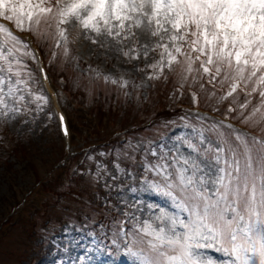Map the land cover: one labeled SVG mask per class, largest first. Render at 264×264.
Instances as JSON below:
<instances>
[{
    "label": "snow or ice",
    "instance_id": "obj_1",
    "mask_svg": "<svg viewBox=\"0 0 264 264\" xmlns=\"http://www.w3.org/2000/svg\"><path fill=\"white\" fill-rule=\"evenodd\" d=\"M77 29L92 45L133 60L159 50L141 84L95 69L90 79L102 78L126 98L143 89L147 100V81L171 76L181 96L187 88L194 106L203 98L223 119L185 114L176 135L129 141L134 151L116 149L114 173L96 161L92 180L119 181L115 202L105 197L83 225L70 221L65 232L80 235L62 251L81 248L73 257L80 264H103L118 250L135 264H264V0H0V121L28 115L34 122L44 111L49 100L34 91L31 65L48 76L32 43L51 49L50 63L67 62ZM54 116L67 138L65 117L47 114ZM97 154L107 159L112 152H84L82 163ZM92 172L74 168L72 175ZM103 187L111 194L107 179Z\"/></svg>",
    "mask_w": 264,
    "mask_h": 264
},
{
    "label": "rangeland",
    "instance_id": "obj_2",
    "mask_svg": "<svg viewBox=\"0 0 264 264\" xmlns=\"http://www.w3.org/2000/svg\"><path fill=\"white\" fill-rule=\"evenodd\" d=\"M71 38L74 42L70 45L71 56L67 62L58 59L50 63L51 49L43 48L46 64L48 63L47 66L50 68L49 76L51 77V70H54L56 74L65 73L69 79V90H63L62 85L60 90L55 82L54 85L51 82V85L57 89L59 94L56 104L61 106L67 115L71 133L70 142L65 141L67 144L63 140L59 142L54 133L36 128V123L42 118L41 113L34 122L30 120L28 124H20L17 121L6 124V122L0 121V264H28L30 259L36 255L45 258L36 264H80L73 257L83 254L81 248L72 249L70 247L67 253L62 251L65 243L72 236H79L80 233L74 231L67 233L65 228L69 226L70 221L83 225L84 217L89 215L92 209L99 211L103 207L104 196L115 202L114 186L119 181H112L108 177L92 180L95 161L85 162L88 167L93 169L91 174H86L85 178L74 177L72 180H67L68 175L72 174L75 163L81 158L76 157L69 165L64 158L79 150L77 148L85 142V136H82L80 132H87L90 125L88 123L90 119L87 118L89 111L86 110L84 103L90 108L101 105L104 109L112 104L115 108L110 109L108 113H114V115L119 109L118 116L113 117L108 114L105 117L111 118L107 121L110 127L119 126L117 123H112L114 118L128 116L129 120H132L133 115L137 114L140 120L143 119L141 129L126 132L128 140L119 143L116 147L121 154L133 153L134 149L126 147L129 141L133 145L142 138L160 141L181 131L178 127L182 123L180 118L167 121L155 120V110L161 103L160 87L165 88L163 94L171 99L180 93L176 88L172 90L170 86L161 84L163 80L147 81L153 87L148 89V99L144 100L143 89H137L131 98H126L122 94V90L114 85L104 84L102 78L98 81L90 79L95 76V72L90 69H95L104 75H112L117 79L123 76L130 82L141 84L145 82L146 76L151 72V69L146 65L154 58H158L159 50L156 53H151L147 61L143 58L133 60L122 54L105 52L97 45H92L83 39L79 29L72 33ZM81 62L85 63L81 64ZM31 67L33 68L32 65ZM138 69H143V71H138ZM53 77L56 81L57 76L53 75ZM61 82L60 79L59 83L61 84ZM74 90L81 93L82 96L75 99L81 98L82 102L74 99L72 95ZM137 96H139V100L136 98ZM200 103L204 106L208 105L203 98ZM187 110L194 111L193 109ZM27 118L31 119L30 116ZM95 134L91 133L90 135L94 136ZM20 144H24L27 148H22ZM69 149H71L70 152ZM120 162L122 166H131L130 162L123 160V155ZM109 170L114 173L113 166ZM65 171L67 174L63 176ZM59 175L63 176L60 182L67 181L74 191L65 193L64 196L56 199L57 201L49 205L47 214L33 213L27 217L25 212L32 206H39L40 200L44 197L38 180L48 179L51 176L57 178ZM105 179L113 185L111 194L103 187ZM86 181H90V183ZM100 192L104 193V196ZM140 195L147 202L163 203L150 193H141ZM25 218L36 221L32 232L31 224L23 221ZM57 243H59V247H57ZM102 260L103 264H135L134 259L124 251L115 255L108 254ZM84 264H87V258H85Z\"/></svg>",
    "mask_w": 264,
    "mask_h": 264
},
{
    "label": "trees",
    "instance_id": "obj_3",
    "mask_svg": "<svg viewBox=\"0 0 264 264\" xmlns=\"http://www.w3.org/2000/svg\"><path fill=\"white\" fill-rule=\"evenodd\" d=\"M32 66H33L32 69H33V72L35 73L36 80L39 81L38 75H37V70H36L34 64H32ZM53 75L57 76L56 81L58 83L61 79L62 82H61V84L59 83L60 86L53 79L54 78ZM51 76H52L53 81L57 84V86L59 87L60 90L62 87H63V90H65V91L69 90V88H70L68 85L69 79L65 73L61 72L59 74H56V72L54 70H51ZM161 84H164V86H170V87H172L174 84L178 85V83H175L174 77H171V76L169 77L168 82L165 83L164 81H162ZM61 85H62V87H61ZM35 89H36V91L42 90V92L44 94V91L40 86V82H39L38 87ZM159 91H160V95H161L163 93L162 92L163 88H161ZM72 95H73L74 99L82 96L81 93L76 91V90H74L72 92ZM160 98H161V103H162L163 107H165L166 102H167V98L166 97L165 98L160 97ZM75 100H79L80 102L83 101V99H81V98L75 99ZM177 103L193 104L192 98L189 95L188 89L183 91V96H181L179 99H177ZM162 105L159 104V108H157L155 110V113H154L155 119L160 118V117L165 118V119H172L174 117L175 118L181 117L184 114L183 110L180 109L178 106H176L175 108H165L164 109V108H162ZM84 106H85L86 110L89 111L88 112L89 117L87 116V118L90 119L91 122L88 121V123L90 125L88 127L87 132H82V131L80 132V134L82 136H85V138H84L85 142L83 143V145L81 147H83V146L91 147V146H93V144L95 142H97L99 144V146L101 147V149L99 151H111L112 152V155L110 157H108L107 159H104L97 154V158L99 160L101 158L103 160V163H106L109 165V162L114 160L115 147L117 146L116 140L111 139L110 136L112 134H115L117 131H123L122 134H125L126 132L131 131V130H133V131L140 130L141 129L140 125L143 122V119L141 118V120H140V118L137 117V114L133 115L132 120H129L128 116H126L124 118H122V117L121 118L119 117L117 119L114 118L112 123H117L119 126L118 127H110V124H108L107 121H109L111 118H105V117L108 114H110L113 117L118 116L119 109L117 110V112L114 115V113H108V111L110 109L115 108V106L112 104L107 109H104L101 105H99L98 107L94 106V107L90 108V106H86L84 103ZM33 107H35V106L33 105ZM50 110L51 109L48 105L45 106L44 111L41 112L42 118L40 119L39 122L36 123V128H42V129H44L43 131H46L48 133L49 132L54 133V135L57 137L58 141L61 142V137H60V134L58 132V129L56 126V121H55L54 117L52 120H48V118H47V114L49 112H51ZM21 119H22V121L31 120V119L27 118V115L24 117H21ZM45 124H47V127H44ZM91 133H96V134L94 136H92V135H90ZM20 145L24 149L27 148L24 144H20ZM96 153H98V152H96ZM77 156H79L78 153L72 155L67 160V162H66L67 165H69V163L72 160H75V158ZM79 167L84 168V162L82 163V160L80 162H78L76 165V168H79ZM66 174H67V171H65L63 173V176H66ZM63 176L59 175L57 178L54 176H51L48 179L38 180V182L41 185V191L44 193V197L40 200L39 206L38 205L32 206L30 210L25 212L27 217L31 216V214H33V213H39L41 215H43L44 213L47 214L49 205H51L53 202L57 201L56 199H58L61 196H64L65 193H69V192L74 191V189L71 187V185H69L70 183H67V181H64V183L60 182V179H63ZM74 177H76V176H73L72 174H70V175H68L67 180H72ZM77 184H78V181H77ZM75 194H78V193H75ZM103 219H104V217L101 216L99 220H103ZM23 221L25 223L31 224V232H32L34 230V225H35L36 221L34 219L31 220V218L30 219L25 218V219H23Z\"/></svg>",
    "mask_w": 264,
    "mask_h": 264
}]
</instances>
